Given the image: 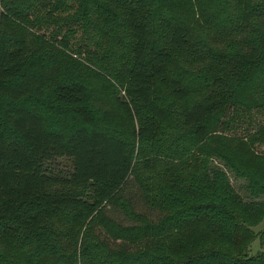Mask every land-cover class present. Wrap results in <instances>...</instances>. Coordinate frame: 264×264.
<instances>
[{"label":"trees","instance_id":"1","mask_svg":"<svg viewBox=\"0 0 264 264\" xmlns=\"http://www.w3.org/2000/svg\"><path fill=\"white\" fill-rule=\"evenodd\" d=\"M0 7L5 254L17 264H47L12 251L10 242L69 213L73 225L87 223L112 257L108 264H264V252L249 255L257 238L264 245V231H254L264 221V123L253 128V115L264 114V0H0ZM51 57L67 59L61 80L55 65L51 78L42 73ZM45 82L52 84L47 93ZM157 91L178 103L200 100L181 122L189 155H154L143 176L122 138L89 129L112 126L87 105L101 96L126 120H138L133 135L151 141L154 124L168 117ZM42 96L38 112L29 104ZM61 118L71 124L67 134L55 124ZM162 158L186 174L157 165ZM60 159L71 163L65 176L54 171ZM226 171L248 182L253 200ZM130 184L160 215L156 221L135 211ZM0 264L10 262L0 255Z\"/></svg>","mask_w":264,"mask_h":264},{"label":"rangeland","instance_id":"2","mask_svg":"<svg viewBox=\"0 0 264 264\" xmlns=\"http://www.w3.org/2000/svg\"><path fill=\"white\" fill-rule=\"evenodd\" d=\"M89 17H91L93 20V13L89 14ZM79 35L82 36L81 33H78L77 36L79 37ZM92 35L93 34L90 33L89 38L93 42L94 38ZM60 51L63 52V50ZM64 54L70 56L74 60H78L81 64L92 68V66L86 62V58L77 57L76 55L66 52H64ZM176 54H179V59L183 62V52L177 51ZM66 60V58L57 59L55 57L46 59L44 63L48 65L44 68L42 73L48 76V78H51V75L54 74L52 72V65H55L54 68L56 69V72H60L55 76L59 75L58 78L61 80V72ZM57 62H59V64ZM203 66L201 68H203ZM66 67L68 70H70L68 65ZM79 69L83 70L80 66ZM46 85L47 88L45 93L50 91L49 89L52 84L47 83ZM156 95L158 97L159 103L162 104L166 109L168 117L165 122H156L154 124V127H156V129L153 130L155 140L151 141L133 135L132 131L137 133L139 126L138 120L135 119L132 122L126 120L122 115H119V112L112 106L111 103H108V100H101V96L98 98L93 97L90 103L87 105L92 109L93 112L96 113V117L109 120L108 123L110 126H112L106 127L97 123V125H93L89 127V129L114 133L122 138L127 145V157L130 160L131 166L135 168L136 173H141L143 176L148 175V173L143 171V163L147 160H150L151 158L154 160L158 159L154 155H189L187 152V148H190L188 145L189 141H185L187 139V137H185L186 131L182 129L181 122L184 113L191 107L193 103L197 101L199 102L200 100L199 96H189L186 101L178 103L162 91H157ZM39 98L32 101L29 105L34 107L38 112H42V108L45 103V96ZM43 114L47 116L50 115L49 112H43ZM51 117H56V114H53ZM246 123L248 124V122ZM253 123V128L260 123H264V114L255 113L253 115ZM55 124L59 126L66 134L71 129L70 122L65 118L59 119ZM178 138H181V141L183 140V142L181 143ZM162 160V163L157 165L163 167L166 163L172 167V171L178 169L177 174H186L187 170L180 169L178 162H175L176 160L171 162H168L163 158ZM217 162L218 161H215L214 163L223 170L224 168L217 164ZM54 171L56 174L65 176L71 171L70 161L67 159L58 160L57 165L54 167ZM226 172L231 185L236 189V191L246 201L253 200L247 191L248 182L244 179H238V177L232 172ZM127 197L131 199L136 212L145 214L149 219L154 221L159 218L160 215L156 211L150 210L144 204L141 196H139V192H137L136 187L132 184L129 185ZM120 202L121 201L118 203ZM107 212L108 215L118 223L123 225L129 224V221L124 218L119 210L107 208ZM254 231L256 234L264 231V221L255 227ZM21 237L22 238L18 240H12L10 242L11 250L17 253H27L31 256L34 255L35 257L39 258L43 257L47 264H108V261H110L112 258L104 248L98 246L88 230L87 223L81 224L80 226L73 225L69 213H63L54 222H45L40 230L34 231L27 236L25 233H23L21 234ZM0 251V255H3V258L8 260L10 264H17L9 254H5L2 249H0ZM260 252H264V245H262L260 239L257 238L250 248L249 255H257ZM50 259H52L51 262ZM112 260L115 261L114 259Z\"/></svg>","mask_w":264,"mask_h":264}]
</instances>
